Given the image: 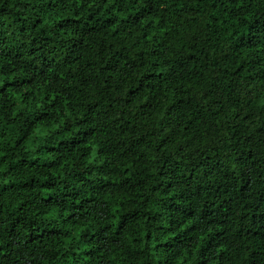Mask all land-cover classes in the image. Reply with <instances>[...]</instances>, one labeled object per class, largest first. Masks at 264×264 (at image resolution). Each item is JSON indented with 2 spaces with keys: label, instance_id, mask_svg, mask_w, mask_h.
<instances>
[{
  "label": "trees",
  "instance_id": "obj_1",
  "mask_svg": "<svg viewBox=\"0 0 264 264\" xmlns=\"http://www.w3.org/2000/svg\"><path fill=\"white\" fill-rule=\"evenodd\" d=\"M238 2L0 0V264H264V132L192 135L237 100L264 129V0Z\"/></svg>",
  "mask_w": 264,
  "mask_h": 264
},
{
  "label": "clouds",
  "instance_id": "obj_2",
  "mask_svg": "<svg viewBox=\"0 0 264 264\" xmlns=\"http://www.w3.org/2000/svg\"><path fill=\"white\" fill-rule=\"evenodd\" d=\"M249 5L246 3V0H239L237 7L247 8ZM191 87V86H190ZM207 91V89H205ZM206 102V101H205ZM235 104L234 109H230L229 116L230 119L227 120H219L212 125V122L206 121L204 125H200L192 130V135L197 136L198 138L205 139L207 137H211L215 140L217 145L222 147V150L227 153H233L240 147H247V140L250 138H254L258 132H264V129H257L254 128L251 122V115L252 114H244L243 107L239 104V101H234ZM143 106L144 110L149 113L148 115V123L152 130L156 133L157 137H161L162 132H170L171 128L175 126V118L168 114L167 105L165 104L162 108H157L152 110L151 102L148 100V96L145 95L143 98L139 100V103L135 105L136 108H140ZM70 116V113H69ZM64 118H61L58 123L51 126L50 131L55 132L56 129L60 128L64 123ZM211 125V126H209ZM235 128L236 133L233 135L230 131H225V129ZM238 141L241 143L238 145ZM90 147V155L88 156L87 162L89 164L94 163L97 160V152L102 147L100 143H91L87 145ZM241 158H245L247 153L240 152ZM103 163V161H100ZM81 231L74 230V237L68 239V244H73L75 241L79 240ZM68 244L65 245L67 248ZM21 245H16L15 247H9L7 250L0 249V256L5 259H11V256L14 252L19 251ZM219 252L225 251L224 248H220ZM23 255V260H20V257H17L19 264H26L28 261H35L37 258V254H28L26 252H21Z\"/></svg>",
  "mask_w": 264,
  "mask_h": 264
}]
</instances>
